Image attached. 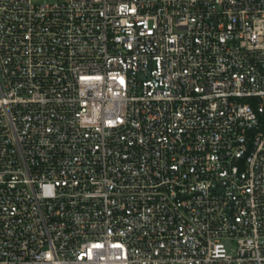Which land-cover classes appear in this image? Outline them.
I'll return each instance as SVG.
<instances>
[{
    "label": "built area",
    "instance_id": "built-area-1",
    "mask_svg": "<svg viewBox=\"0 0 264 264\" xmlns=\"http://www.w3.org/2000/svg\"><path fill=\"white\" fill-rule=\"evenodd\" d=\"M0 264H264V0H0Z\"/></svg>",
    "mask_w": 264,
    "mask_h": 264
},
{
    "label": "rangeland",
    "instance_id": "rangeland-1",
    "mask_svg": "<svg viewBox=\"0 0 264 264\" xmlns=\"http://www.w3.org/2000/svg\"><path fill=\"white\" fill-rule=\"evenodd\" d=\"M48 1H56V0H48Z\"/></svg>",
    "mask_w": 264,
    "mask_h": 264
}]
</instances>
